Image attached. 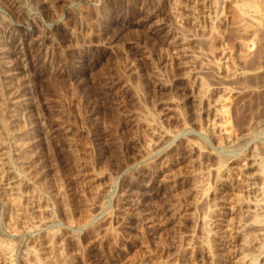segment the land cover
Here are the masks:
<instances>
[{
	"label": "rangeland",
	"instance_id": "rangeland-1",
	"mask_svg": "<svg viewBox=\"0 0 264 264\" xmlns=\"http://www.w3.org/2000/svg\"><path fill=\"white\" fill-rule=\"evenodd\" d=\"M245 1L0 0V174L32 183L0 191V264H234L226 227L252 220L230 209L264 198V0ZM253 155L258 197L235 167ZM261 240L243 255L264 264Z\"/></svg>",
	"mask_w": 264,
	"mask_h": 264
},
{
	"label": "bare ground",
	"instance_id": "bare-ground-1",
	"mask_svg": "<svg viewBox=\"0 0 264 264\" xmlns=\"http://www.w3.org/2000/svg\"><path fill=\"white\" fill-rule=\"evenodd\" d=\"M244 1V0H243ZM252 1H245L244 2V6L246 7V10H248L247 9V7H249L252 3H251ZM255 6H257V5H255ZM243 7V6H242ZM254 8V7H253ZM256 8V7H255ZM241 9H243V8H241ZM251 9V8H250ZM258 9V8H257ZM242 11V10H241ZM251 11H256L255 9L253 10V9H251ZM240 12V11H239ZM245 12V11H244ZM258 12V11H257ZM241 13H243V12H241ZM252 13V12H251ZM254 14H255V12H253ZM244 14V13H243ZM249 14V13H248ZM241 15L242 14H240L239 16L241 17ZM250 15H252L253 16V14H250ZM249 15V16H250ZM257 15V14H256ZM243 16V15H242ZM240 17H238V19L240 18ZM255 16H253L252 18H253V22H256L255 21V18H254ZM242 18H244V17H242ZM249 18H251V17H249ZM246 19H247V17H246ZM240 20V19H239ZM239 20H237V21H239ZM248 20V19H247ZM257 20V19H256ZM241 27H244L245 28V23L247 22H245V20L244 19H241ZM250 22V21H249ZM251 23V22H250ZM249 23V24H250ZM248 24V23H247ZM236 25V24H235ZM239 25V24H238ZM258 25V24H257ZM234 26V25H233ZM240 26V25H239ZM253 25L251 24V26L250 27H252ZM241 27H238L239 29L241 28ZM255 27V26H254ZM253 27V28H254ZM257 27V26H256ZM235 28V27H234ZM237 28V29H238ZM247 30L245 31V29L244 30H242V31H245V34L247 33V34H249L248 32L250 31V30H252V29H250L249 30V27L248 28H246ZM256 29V28H255ZM249 30V31H248ZM256 30H258V29H256ZM255 30V31H256ZM240 31V30H239ZM254 31V30H253ZM254 31V32H255ZM250 34H252V33H250ZM174 38V37H173ZM173 38H168L167 37V42L166 43H168V44H170L171 46L173 45H177V43L178 44H181L180 42H179V40L180 39H178L177 37L176 38H174V40H173ZM196 41V40H195ZM182 42V41H181ZM1 44V43H0ZM182 44H183V42H182ZM177 47V46H176ZM175 47V48H176ZM1 50V49H0ZM5 50V49H4ZM1 51H3V49L1 50ZM0 51V52H1ZM4 53V52H3ZM3 55V54H2ZM251 55V54H250ZM218 67V66H217ZM241 70V69H240ZM242 74V73H241ZM240 74V76H243L244 74H242L241 75ZM7 74H6V76H5V78H7ZM3 77V76H2ZM4 78V79H5ZM2 80V79H1ZM2 81H4V80H2ZM241 81V80H240ZM1 83V82H0ZM6 85V84H5ZM249 85V84H248ZM202 89V88H201ZM222 90V89H221ZM209 91V90H208ZM203 92V91H202ZM220 92H222V91H220ZM225 92H229V91H225ZM223 93L222 94V96L219 98V100H217L216 101V103H215V107L213 106V108H215V110H214V120H216V125H215V128L218 130V133H220L219 135V142H218V144L220 143H223V142H225V141H223V140H228L227 139V136L229 135V128H228V122H229V120H228V108H227V104H226V99H228V98H226V93ZM12 95V94H11ZM227 95H229V94H227ZM14 96V95H13ZM202 96V95H201ZM6 97V96H5ZM201 98H203V97H201ZM7 99V98H6ZM200 100V99H199ZM208 100V99H207ZM227 103H228V101H227ZM229 104V103H228ZM3 105V104H2ZM11 105H13L14 107L12 108V106H10V108L11 109H9L8 110V117L11 119L10 121H11V123L12 124H14L15 125V123H17V110H18V100H16L15 99V96L14 97H12V101H11ZM20 108V107H19ZM6 109V108H5ZM147 119V118H146ZM19 121V120H18ZM153 121V120H152ZM23 123V122H22ZM21 125V124H20ZM8 128V127H7ZM210 130V129H209ZM18 131V130H17ZM20 131V130H19ZM28 131V130H27ZM27 131H25L23 134H26V136H29L27 133ZM7 132H8V130H7ZM12 132V131H11ZM249 133V132H248ZM209 134V133H208ZM251 135V134H250ZM32 136V135H31ZM13 137V136H12ZM21 137V136H20ZM247 137H249V136H247ZM226 138V139H225ZM228 138H229V136H228ZM245 138V137H244ZM22 139H24V138H22ZM252 139V138H251ZM1 141V140H0ZM15 141H16V139H15ZM229 141V140H228ZM23 143V142H22ZM25 144V143H24ZM224 144V143H223ZM246 144V143H245ZM1 145V144H0ZM20 145H22V144H20ZM233 145V144H232ZM4 147V146H3ZM3 147H1L0 146V165H6V162H4V156H6V152H4V149H3ZM235 147V146H234ZM22 148V147H21ZM6 149V148H5ZM254 149V148H253ZM9 151V150H8ZM18 151V150H17ZM256 151V150H255ZM231 152V151H230ZM254 152V151H253ZM249 153H250V151H249ZM253 154V153H252ZM2 157H4V158H2ZM216 157V156H215ZM258 159H260V158H258ZM258 159L255 157V155H253V156H249V157H244V158H242V159H240V161L237 163V165L235 166L236 168H237V170L238 171H240V173H242L241 175H243V173H245L244 174V176L243 177H245V180H244V182H245V184H246V187L247 188H245V190H246V192L247 193H253V191L254 192H256V195L255 196H257V194L259 193H257V191L256 190H260V187L259 188H257L256 189V185H255V181H257L258 179H260L259 177H260V175H262V171L260 170V167H259V163L261 162L262 163V161H258ZM219 161V160H218ZM22 162V161H21ZM224 162V161H223ZM222 162V163H223ZM217 163V162H216ZM27 164V163H26ZM219 164V163H218ZM261 165V164H260ZM21 166V165H20ZM2 167V166H1ZM7 167V166H6ZM28 167V166H27ZM263 167V166H262ZM19 168V167H18ZM224 168V167H223ZM3 169V168H2ZM226 169V168H225ZM229 169V168H228ZM232 169V168H231ZM262 169V168H261ZM27 170V169H26ZM213 170V169H212ZM224 170V169H223ZM32 171H33V169H32ZM31 171V172H32ZM38 171V170H37ZM217 171H219V170H217ZM230 171V170H229ZM228 171V172H229ZM28 172V173H27ZM24 171V174L25 175H28V177H29V175L31 174V172L30 171ZM214 172V171H213ZM222 172V171H221ZM220 172V173H221ZM215 173V172H214ZM218 173L219 172H217L216 173V175H218ZM230 173V172H229ZM239 173V172H238ZM226 174H227V171H226ZM225 174V175H226ZM232 174V173H231ZM215 175V176H216ZM220 176H222L221 174H219V177ZM33 177V176H32ZM217 177V176H216ZM16 178V177H15ZM30 178V177H29ZM218 178V177H217ZM232 178V177H231ZM263 178V177H262ZM17 179V178H16ZM14 180V177L13 176H10V174L7 172V171H4V170H2V172H1V174H0V181H1V183H0V191L2 192V194L3 193H7L8 191L11 193V195H13V196H17V195H19V192L21 191V188L22 187H28V186H32V183H29V181L27 182H25V183H23V182H21V180H19V181H17V180ZM26 180V179H25ZM24 180V181H25ZM216 180V179H215ZM23 181V180H22ZM31 181H32V179H31ZM23 183V184H22ZM34 184V183H33ZM261 184V183H260ZM38 185V184H37ZM35 186V185H34ZM23 189V188H22ZM36 189V188H35ZM32 190V189H31ZM34 191H36V190H34ZM57 191V190H56ZM261 191V190H260ZM203 192H205V191H203ZM245 192V191H244ZM245 192V193H246ZM20 193H22V191L20 192ZM32 194V193H31ZM203 194V193H202ZM254 194V193H253ZM252 194V195H253ZM261 194V193H260ZM264 194V193H263ZM28 195H30V194H28ZM49 195V194H48ZM248 195H250V194H248ZM251 195V196H252ZM259 195V194H258ZM20 196V195H19ZM27 196V195H26ZM42 196V195H41ZM55 196V195H54ZM245 196V195H244ZM49 197V196H48ZM243 197V196H242ZM258 197V196H257ZM244 198V197H243ZM15 199V198H14ZM13 199V200H14ZM27 199V198H26ZM250 199H252V200H247V201H245L244 199H241V198H237L236 199V201H235V203H234V205H232V208L230 209V211H231V214H232V212L235 210V209H237V211L238 212H244L245 213V216L247 217V219H250V220H252L251 222H248V221H244L245 223H241V224H239V223H237L238 225L236 226V227H233L231 224L232 223H228L229 225H227L228 227H226L227 228V235H226V240L227 239H229V241H231L232 242V244L233 243H236L237 244V246H236V248H234V249H232V250H229L230 251V253H229V255H230V257L234 260L233 262H234V264H260L259 263V261H260V258H255V259H258L256 262L254 261V260H251V258H250V260H249V258L247 259V257L246 256H248V255H243V253L245 252V249H247L248 247H255L256 249H258V250H260V247L258 246V242L261 240H259V238H262L263 239V241H264V219H261V220H259L258 219V216H257V211L256 210H262V209H264V198L262 197V194L260 195V197H259V199H255V200H253V198H250ZM52 200V199H51ZM16 201V200H15ZM25 201V200H24ZM27 201V205L24 207L25 208V211L27 212V214H28V211L30 212L29 213V216H30V214L32 215V213H37L38 212V208L40 207L39 206V204H40V201H34V200H26ZM17 202V201H16ZM18 203H20V202H18ZM17 203V204H18ZM15 204V203H14ZM18 206V205H17ZM35 209H37V210H35ZM229 210V209H228ZM263 211V210H262ZM23 212V211H22ZM26 212H23V213H21L20 215L21 216H27L28 217V215H26ZM261 212V211H260ZM264 212V211H263ZM257 213V214H256ZM18 214V213H17ZM50 214V213H49ZM242 214V213H241ZM262 214V213H261ZM237 215H238V213H237ZM264 215V214H263ZM242 216V215H241ZM261 216V215H260ZM39 217V216H38ZM244 217V216H243ZM19 218V217H18ZM21 218V217H20ZM26 218V217H25ZM24 218V219H25ZM31 218V217H30ZM29 218V219H30ZM245 218V217H244ZM40 219V218H39ZM22 220V219H21ZM26 220V219H25ZM25 220L24 221H22V222H25ZM240 220H241V218H240ZM17 221V220H16ZM35 221V220H34ZM43 221V220H42ZM27 222V221H26ZM14 223V222H13ZM35 223V222H34ZM16 224V223H15ZM26 224V223H25ZM31 224V223H30ZM27 225V224H26ZM33 225V224H32ZM43 225V224H42ZM42 225H40V226H42ZM235 225V224H234ZM17 226V225H16ZM39 226V225H38ZM14 227V226H13ZM48 227V226H47ZM32 228V227H31ZM47 230V229H46ZM254 231V236L253 237H248L247 236V233H248V231ZM55 232V231H54ZM41 234H42V232H40ZM251 233H253V232H251ZM52 234V233H51ZM55 234V233H54ZM250 234V233H249ZM211 235V234H210ZM53 236V235H52ZM51 236V237H52ZM252 236V235H251ZM55 237V236H54ZM53 237V238H54ZM225 237V236H224ZM47 238H48V245H46V244H44L45 243V241L47 240ZM207 238V237H206ZM208 239V238H207ZM43 240H45V241H43ZM57 240V239H56ZM225 240V241H226ZM211 241V240H210ZM262 241V240H261ZM262 241V242H263ZM42 242H44L43 244L41 243V241H39V246L42 244V245H45L44 247H43V249L44 250H47L46 252L44 251L43 252V254L44 253H47L48 252V254H50V257H48V258H51V261L54 259V257H55V253H56V244H54V243H52V238H49V233H46L45 231H43V234H42ZM35 244L34 245H36V241L34 242ZM60 243V242H59ZM38 244V243H37ZM231 244V245H232ZM5 245V244H4ZM57 246H58V244H57ZM205 246V245H204ZM227 246V245H226ZM258 246V247H257ZM208 247V246H207ZM231 247V246H230ZM3 248V247H2ZM5 248V247H4ZM3 248V249H4ZM7 248V247H6ZM6 248L4 249V250H6ZM41 248V247H40ZM58 248V247H57ZM62 248V247H61ZM209 248V247H208ZM226 248V247H225ZM43 249H42V251H43ZM231 249V248H230ZM251 249V248H250ZM39 250H41V249H39ZM205 250V249H204ZM208 250V249H207ZM249 250V249H248ZM12 251V250H11ZM228 251V252H229ZM250 251V250H249ZM263 251V250H262ZM262 251H260V252H262ZM39 252V251H38ZM11 253V252H10ZM42 252H40V254H41ZM26 254V253H25ZM32 254V253H31ZM40 254H38L37 252H35L34 253V257H35V259L32 257V259H34V260H36V258H37V260H38V256L40 255ZM228 254V253H227ZM216 255V254H215ZM32 256V255H31ZM249 256H251V255H249ZM25 257V256H24ZM56 257H58V256H56ZM60 258V257H59ZM254 257H252V259H253ZM262 258V257H261ZM61 259V258H60ZM39 260H41V255H40V258H39ZM62 260V259H61ZM24 261V260H23ZM29 261V260H28ZM50 261V260H49ZM49 261H48V263H49ZM230 261V260H229ZM232 261V260H231ZM42 262V261H41ZM45 263H47L46 261H44ZM33 263H36V261H34ZM47 263V264H48ZM66 263V262H65ZM37 264V263H36ZM39 264V263H38ZM42 264H43V262H42ZM52 264H53V262H52ZM54 264H56V262L54 263ZM59 264H61V263H59ZM64 264V263H63Z\"/></svg>",
	"mask_w": 264,
	"mask_h": 264
}]
</instances>
